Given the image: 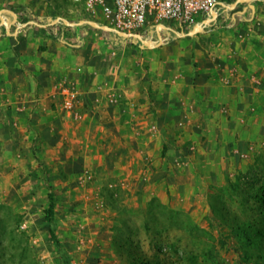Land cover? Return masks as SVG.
Returning <instances> with one entry per match:
<instances>
[{"label": "rangeland", "instance_id": "1", "mask_svg": "<svg viewBox=\"0 0 264 264\" xmlns=\"http://www.w3.org/2000/svg\"><path fill=\"white\" fill-rule=\"evenodd\" d=\"M2 7L41 51L69 33L57 16L103 25L69 0ZM216 11L213 27L161 46L89 23L100 47L94 83L118 97L99 116L85 102L81 118L69 115L50 76L33 74L38 86L30 78L18 89L21 75L0 65V264H264V116L247 117L261 102L226 95L233 73L246 70L248 35L264 36V0H224Z\"/></svg>", "mask_w": 264, "mask_h": 264}, {"label": "crops", "instance_id": "2", "mask_svg": "<svg viewBox=\"0 0 264 264\" xmlns=\"http://www.w3.org/2000/svg\"><path fill=\"white\" fill-rule=\"evenodd\" d=\"M15 14L16 13L10 8L2 7L0 9V29H2V27L6 28L5 30L7 33L5 36L2 37L0 33V46H10L9 43L14 42V40L17 39L20 35L26 34L27 37L22 40L17 39L20 42L16 45L12 44V49H10L8 46H5V50L3 53L4 58L0 64L1 69H3L2 73L4 75H6L8 72L11 74H16L18 76L21 75L20 77L22 79L20 80H22V82L21 85L18 86V89L23 87L27 88V83H31L29 80L30 78L32 79V83L34 84V86H38V80L33 74H37L38 78H41V80H44L48 76H50V78L54 79L55 85L63 81H68L69 84L75 83L76 86L82 92V102H85L87 104L91 103L94 106V109L96 110V115L99 116L101 108L107 107V105L111 103L104 96H100V85L97 89V86L98 84H100V82H96L95 84L93 80V78L97 75L95 76V71H92V67H94V62L99 61L100 47H98L99 45L97 43L95 44L93 40H88L89 36H92L94 32L93 30H88V28H90L89 24L84 23L80 25H72L70 29H65L69 31L68 34L67 31H65L61 34H57L56 37L53 39L49 38L45 40L44 42L45 44H47V48L45 51H41L40 42H42V40L35 37L33 35L34 33H32V29H30L28 26L25 27L23 25L24 23L21 25H19L18 22L16 23L18 15L16 18ZM8 17L13 18V20H11V25L9 24V27H7L8 25H6ZM57 19L62 20L64 23L66 22L64 21L65 19L61 18L60 16H57ZM28 22H30V20ZM14 23H16L17 25ZM12 26H16L14 32H10V28ZM96 30L100 31V27H96ZM101 30L103 29L101 28ZM61 35L68 36V40H62L60 38H57V36L59 37ZM164 35L165 38H170L172 36V34H169L168 31L164 32ZM173 37L176 36H172V38ZM248 40L250 41V45H248L246 53L243 51L245 54V60L242 63L243 66L241 67V70H243L244 68H246V70L242 71V74L240 73L239 75H236L235 72L233 73L229 80L230 85H232V87L227 88L226 95L236 96L237 94L241 93V98L239 96V100L241 99V102L239 103L240 105L243 104L244 99L245 101H247V103H250L251 101H255L257 103L261 102L260 104H257V106L260 107L264 106V36L257 38L255 37V35H248ZM257 41L262 42V44H259L260 46L256 45ZM159 42L160 40H158L157 43L150 40L148 46H161L164 44L163 43L161 45H158ZM14 50L17 52V54L15 55H17L16 58L18 59V61H13L6 58L11 54L15 57ZM95 52L97 54L98 60L94 57ZM40 55H50V58L56 60L57 62L54 61L52 63H48L45 66L38 60L41 57ZM79 66L82 67L81 72L77 71V68ZM258 67H262L263 69L261 75L253 74L254 72H252V70L247 72L248 68L252 69ZM69 70L70 72H68ZM247 74H250V76L244 79L245 75ZM5 78L6 79L2 83V88H7L10 85V81H8V78L6 76ZM86 86L87 88H85ZM1 93L4 94V97H8L9 95L6 91H3ZM87 96H89L90 99L88 98L86 99L87 101H85L84 99L87 98ZM96 97L99 98L98 102H94L93 100ZM257 106L253 105L251 108L248 109V113L252 114H249L250 116H247L249 117V119H252L254 117L263 118V109L260 110L258 113L254 112Z\"/></svg>", "mask_w": 264, "mask_h": 264}, {"label": "built area", "instance_id": "3", "mask_svg": "<svg viewBox=\"0 0 264 264\" xmlns=\"http://www.w3.org/2000/svg\"><path fill=\"white\" fill-rule=\"evenodd\" d=\"M87 13L90 18L100 20L103 25L119 32L123 37L133 38L143 45L150 43L144 37L147 31L155 36L158 45L171 40L172 36L194 35L215 25L218 18L216 6L224 4V0H69ZM202 16L201 20H197ZM165 21L177 26L175 34L165 38L164 32L171 29ZM56 24V22H52ZM160 34V36H159ZM152 41V40H151ZM78 72L82 67L77 68ZM60 95L62 106L69 115L81 118L80 107L83 105L81 90L75 83L68 81L55 85ZM110 103L118 102L113 93L106 96ZM98 102L99 98L93 99Z\"/></svg>", "mask_w": 264, "mask_h": 264}, {"label": "trees", "instance_id": "4", "mask_svg": "<svg viewBox=\"0 0 264 264\" xmlns=\"http://www.w3.org/2000/svg\"><path fill=\"white\" fill-rule=\"evenodd\" d=\"M62 23H63L62 26L66 27L67 29H70L72 27V25H70L68 23H64V22H62ZM49 199H50V203H49V206H48V209H47V212H48L47 219L48 220L50 219V216H52L54 214L55 206H56L55 198H54L53 193H49Z\"/></svg>", "mask_w": 264, "mask_h": 264}, {"label": "water", "instance_id": "5", "mask_svg": "<svg viewBox=\"0 0 264 264\" xmlns=\"http://www.w3.org/2000/svg\"><path fill=\"white\" fill-rule=\"evenodd\" d=\"M15 17L17 18V15L16 14H15ZM64 21H66V20H64ZM65 23H68L70 25H80V24H84V23H88V24L91 23V24L95 25V27H100V28L105 27L106 29H110L111 31L114 32V30L111 29V28H109L108 26H106V25H100L99 23H97L95 21H87V20H83L81 22H67L66 21ZM117 35L122 36V34H120L119 32H117Z\"/></svg>", "mask_w": 264, "mask_h": 264}]
</instances>
